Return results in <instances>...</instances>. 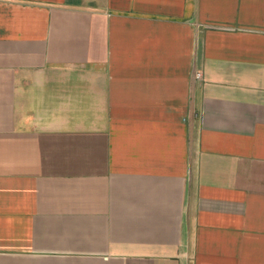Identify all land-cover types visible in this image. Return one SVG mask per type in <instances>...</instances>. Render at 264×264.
Returning <instances> with one entry per match:
<instances>
[{
    "label": "crops",
    "instance_id": "obj_1",
    "mask_svg": "<svg viewBox=\"0 0 264 264\" xmlns=\"http://www.w3.org/2000/svg\"><path fill=\"white\" fill-rule=\"evenodd\" d=\"M0 264H264V0H0Z\"/></svg>",
    "mask_w": 264,
    "mask_h": 264
},
{
    "label": "built area",
    "instance_id": "obj_2",
    "mask_svg": "<svg viewBox=\"0 0 264 264\" xmlns=\"http://www.w3.org/2000/svg\"><path fill=\"white\" fill-rule=\"evenodd\" d=\"M201 76V74L200 73H195V78H199Z\"/></svg>",
    "mask_w": 264,
    "mask_h": 264
}]
</instances>
